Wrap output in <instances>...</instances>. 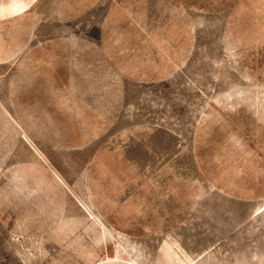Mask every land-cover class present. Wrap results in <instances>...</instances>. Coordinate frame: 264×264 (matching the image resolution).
I'll return each mask as SVG.
<instances>
[{"label":"rangeland","instance_id":"1","mask_svg":"<svg viewBox=\"0 0 264 264\" xmlns=\"http://www.w3.org/2000/svg\"><path fill=\"white\" fill-rule=\"evenodd\" d=\"M0 264H264V0H0Z\"/></svg>","mask_w":264,"mask_h":264}]
</instances>
